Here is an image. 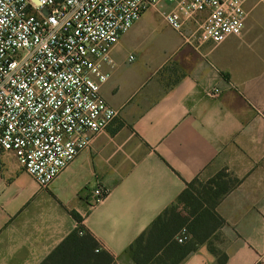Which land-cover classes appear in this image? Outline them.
Wrapping results in <instances>:
<instances>
[{"label":"crops","instance_id":"crops-1","mask_svg":"<svg viewBox=\"0 0 264 264\" xmlns=\"http://www.w3.org/2000/svg\"><path fill=\"white\" fill-rule=\"evenodd\" d=\"M245 7L241 36L202 46L166 22L172 4L148 8L103 67L118 115L49 186L0 146V264H41L80 226L115 264H137L138 236L188 182L221 170L238 179L217 206L224 223L179 264H264V4ZM99 184L109 192L93 204Z\"/></svg>","mask_w":264,"mask_h":264},{"label":"built area","instance_id":"built-area-1","mask_svg":"<svg viewBox=\"0 0 264 264\" xmlns=\"http://www.w3.org/2000/svg\"><path fill=\"white\" fill-rule=\"evenodd\" d=\"M248 1L0 0V146L49 186L118 115L101 94L110 76L103 67L115 66L112 48L148 8L172 4L166 22L202 46L241 36ZM108 192L97 185L93 204ZM175 239L189 240L188 229Z\"/></svg>","mask_w":264,"mask_h":264},{"label":"trees","instance_id":"trees-1","mask_svg":"<svg viewBox=\"0 0 264 264\" xmlns=\"http://www.w3.org/2000/svg\"><path fill=\"white\" fill-rule=\"evenodd\" d=\"M195 178L188 182L178 202L166 209L130 245L128 252L137 264H179L198 243L204 242L223 225L217 206L235 187L238 179L221 170L205 183ZM184 208H179V205ZM188 209V212H185ZM81 221L82 217L72 211ZM186 227L191 238L184 243L175 237ZM92 253L80 255V248ZM96 248L98 251H95ZM115 257L100 248L98 241L82 226L73 231L41 264H115Z\"/></svg>","mask_w":264,"mask_h":264},{"label":"clouds","instance_id":"clouds-1","mask_svg":"<svg viewBox=\"0 0 264 264\" xmlns=\"http://www.w3.org/2000/svg\"><path fill=\"white\" fill-rule=\"evenodd\" d=\"M31 2L35 5H42L45 0H31ZM4 9L0 8V11H3ZM5 23V20L3 18H0V25H3Z\"/></svg>","mask_w":264,"mask_h":264},{"label":"rangeland","instance_id":"rangeland-1","mask_svg":"<svg viewBox=\"0 0 264 264\" xmlns=\"http://www.w3.org/2000/svg\"><path fill=\"white\" fill-rule=\"evenodd\" d=\"M257 2H259V0H256ZM259 3H261V2H259ZM213 177V176H212ZM212 177H208V174L207 175H204V176H202L201 177V181L202 182H206L207 180H209L210 178H212ZM175 205V204H174ZM177 205V204H176ZM179 205V204H178ZM179 208H181V209H183L184 210V208L182 207V205H179ZM185 212H188V209H185Z\"/></svg>","mask_w":264,"mask_h":264},{"label":"snow or ice","instance_id":"snow-or-ice-1","mask_svg":"<svg viewBox=\"0 0 264 264\" xmlns=\"http://www.w3.org/2000/svg\"><path fill=\"white\" fill-rule=\"evenodd\" d=\"M45 3V2H44Z\"/></svg>","mask_w":264,"mask_h":264}]
</instances>
